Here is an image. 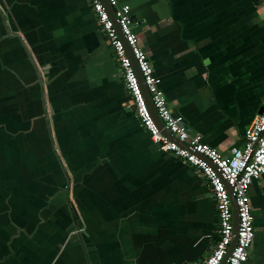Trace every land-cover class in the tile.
Segmentation results:
<instances>
[{
	"label": "crops",
	"instance_id": "crops-1",
	"mask_svg": "<svg viewBox=\"0 0 264 264\" xmlns=\"http://www.w3.org/2000/svg\"><path fill=\"white\" fill-rule=\"evenodd\" d=\"M119 3L189 134L241 148L262 107L261 1ZM248 196L244 264H264V174ZM216 229L206 181L138 124L87 0H0V264H199Z\"/></svg>",
	"mask_w": 264,
	"mask_h": 264
},
{
	"label": "built area",
	"instance_id": "built-area-1",
	"mask_svg": "<svg viewBox=\"0 0 264 264\" xmlns=\"http://www.w3.org/2000/svg\"><path fill=\"white\" fill-rule=\"evenodd\" d=\"M260 1L264 7V0ZM87 3L112 51L138 124L148 134L150 142L157 150L196 169L209 187L214 201L217 239L199 264H244L253 238L248 188L254 180L264 174V90L263 110L254 116L245 129L242 147L232 150L229 156H220L215 149L202 143L198 134L187 133L182 118L170 111L159 88V81L153 75L145 54L138 46L136 36L130 30L128 6L120 4L117 0H107L113 11L114 21L130 48L156 116L163 130H166L177 143L171 142L156 128L151 119L113 22L109 19L100 0H87ZM202 158H205L218 171L224 183ZM225 185L231 190L237 215L234 247L228 256L226 254L232 240L233 227L230 201Z\"/></svg>",
	"mask_w": 264,
	"mask_h": 264
},
{
	"label": "water",
	"instance_id": "water-1",
	"mask_svg": "<svg viewBox=\"0 0 264 264\" xmlns=\"http://www.w3.org/2000/svg\"><path fill=\"white\" fill-rule=\"evenodd\" d=\"M117 1H120V0H117ZM101 4H102V7L104 8L105 12L107 13L109 19L113 22V27L115 29V32L119 38V40L121 41V44L123 46V50H124V53H125V56L127 57V59L129 60V63H130V67L135 75V78L137 80V84L139 86V89H140V92H141V95H142V98H143V101L145 103V106H146V109L151 117V119L153 120L156 128L164 135L166 136L169 140H171V142H174V143H177L175 141V139L166 131V130H163L162 128V125L160 123V121L158 120L157 116H156V113H155V110L153 109L152 105H151V102H150V97H149V94L143 84V80H142V77L136 67V63L132 57V54H131V51H130V48L128 47V45L125 43L124 39H123V36L122 34L120 33L115 21H114V17H113V11L111 9V7L108 5L107 3V0H100ZM134 21V19L132 17L129 18V22L130 24H132ZM3 22V20H2ZM5 34L8 35V37H11L12 34H10L8 31L5 30ZM15 36V35H14ZM16 37V36H15ZM27 55V53L25 54ZM28 57V55H27ZM34 69V68H33ZM34 73L36 75V78H37V81H38V84L39 86L40 85V78L37 74V72L35 71L34 69ZM40 102H41V105H42V108L44 107V102H43V98L41 97L40 95ZM45 108V107H44ZM45 110V109H44ZM263 110V107L260 108L259 112L258 113H261ZM46 113V112H45ZM43 116H44V112H43ZM183 126L185 127V131L187 133L190 132V130L184 125V122H183ZM180 146H182L183 144H179ZM203 161L215 172V174L219 177V179L223 182L220 174L218 173V171L205 159V158H202ZM224 183V182H223ZM225 188L227 190V193H228V197H229V201H230V207H231V213H232V227H233V236H232V240H231V243L229 245V248H228V251H227V254L226 256H228L229 252L233 249L234 247V242H235V237H236V228H237V215H236V207H235V204H234V201H233V198L231 196V190L229 187H227L225 185ZM66 187H65V193H66ZM65 200L67 202V199H66V195H65ZM68 204V203H67ZM69 214L70 216H72V212L69 210ZM249 253V251H248ZM225 261V260H224ZM223 261V263H224Z\"/></svg>",
	"mask_w": 264,
	"mask_h": 264
}]
</instances>
